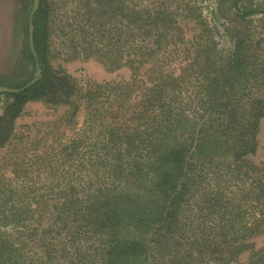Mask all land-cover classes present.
<instances>
[{
    "label": "trees",
    "instance_id": "trees-1",
    "mask_svg": "<svg viewBox=\"0 0 264 264\" xmlns=\"http://www.w3.org/2000/svg\"><path fill=\"white\" fill-rule=\"evenodd\" d=\"M251 1L218 0L217 12L227 2L233 17L264 19V5ZM49 14L48 1L38 0L24 29L29 69L23 79L0 82L19 89L0 93L12 98L0 147L25 103H56L46 90ZM196 26L180 68L160 60L153 62L160 74L146 80L132 72L124 85L104 82L108 136L68 159L50 215H42L48 203L37 193L26 200L39 212L22 199L33 210L24 215L11 196L2 199L0 184V223L14 232L0 230V264H264V245L252 240L264 234V163L248 158L264 117V38L238 39L222 55L205 22ZM35 72L38 79L25 86Z\"/></svg>",
    "mask_w": 264,
    "mask_h": 264
},
{
    "label": "rangeland",
    "instance_id": "rangeland-1",
    "mask_svg": "<svg viewBox=\"0 0 264 264\" xmlns=\"http://www.w3.org/2000/svg\"><path fill=\"white\" fill-rule=\"evenodd\" d=\"M47 1V64L51 78L46 90L56 97V103H25L9 131V139L0 147L2 199L11 196L13 203L19 208L23 206L24 215L33 212L28 206L39 212L35 211L37 203L27 201H33L36 193L39 201L48 203L43 206L42 215H50L54 185L64 182L61 169H66L68 159L77 161L79 153L89 148L96 150L107 138L111 89L104 82L124 85L132 72L146 80L153 73L160 74L153 66V62L160 60L180 68L189 55L188 41L193 33L200 32L196 26L199 21L212 30L222 55L230 52L238 39L264 38L261 15L233 17L227 2L218 13V0ZM251 2L264 5V0ZM31 7L29 0H0V82L23 79L29 69L24 29ZM157 36L159 42L155 41ZM260 45L264 47L262 42ZM98 83L100 87L96 86ZM255 87L262 89L260 85ZM11 99L0 94V121ZM256 139L255 153L248 158L253 163H264V117L260 119ZM80 140L85 142L83 146L79 145ZM74 143L79 145L76 150ZM37 154H43L47 160L40 162ZM63 160L66 162L62 163ZM29 186L37 188L23 189ZM22 199H27V207ZM0 230L14 235L10 224L0 223ZM252 240L255 247H260L264 245V234ZM247 255L242 253L238 260L244 262Z\"/></svg>",
    "mask_w": 264,
    "mask_h": 264
},
{
    "label": "water",
    "instance_id": "water-1",
    "mask_svg": "<svg viewBox=\"0 0 264 264\" xmlns=\"http://www.w3.org/2000/svg\"><path fill=\"white\" fill-rule=\"evenodd\" d=\"M37 7H38V0H32V7H31V11H30V17L33 14V12L37 9ZM28 39H29V42L31 44V42H32V23L31 22L28 23ZM38 77H39V75H38V73H36V75L30 81H28L25 86L34 83L38 79ZM18 90L19 89L8 88L6 86L0 85V93L6 92V91L16 92Z\"/></svg>",
    "mask_w": 264,
    "mask_h": 264
}]
</instances>
